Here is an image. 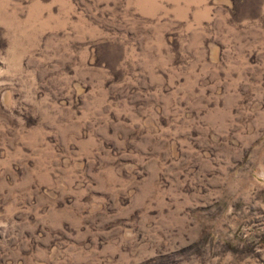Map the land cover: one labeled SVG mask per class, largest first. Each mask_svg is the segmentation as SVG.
<instances>
[{
  "label": "rangeland",
  "instance_id": "rangeland-1",
  "mask_svg": "<svg viewBox=\"0 0 264 264\" xmlns=\"http://www.w3.org/2000/svg\"><path fill=\"white\" fill-rule=\"evenodd\" d=\"M0 264H264V0H0Z\"/></svg>",
  "mask_w": 264,
  "mask_h": 264
}]
</instances>
